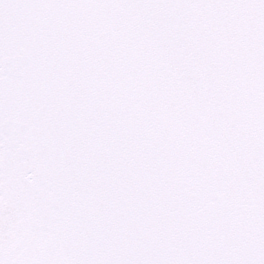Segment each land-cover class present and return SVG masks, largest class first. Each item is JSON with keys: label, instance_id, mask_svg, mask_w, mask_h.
I'll list each match as a JSON object with an SVG mask.
<instances>
[{"label": "snow or ice", "instance_id": "1", "mask_svg": "<svg viewBox=\"0 0 264 264\" xmlns=\"http://www.w3.org/2000/svg\"><path fill=\"white\" fill-rule=\"evenodd\" d=\"M0 264H264V0H0Z\"/></svg>", "mask_w": 264, "mask_h": 264}]
</instances>
